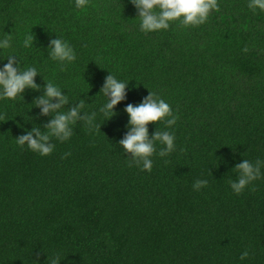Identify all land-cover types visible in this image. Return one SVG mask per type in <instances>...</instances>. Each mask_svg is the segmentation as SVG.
Masks as SVG:
<instances>
[{"label":"trees","instance_id":"1","mask_svg":"<svg viewBox=\"0 0 264 264\" xmlns=\"http://www.w3.org/2000/svg\"><path fill=\"white\" fill-rule=\"evenodd\" d=\"M216 3L202 25L145 33L131 0H89L85 9L74 0H0V38L12 42L0 67L15 54L21 68H38L37 84L64 89V111L82 99L84 111L97 112L96 127L78 121L41 156L16 138L52 118L35 107L43 89L0 99V264H264V175L240 194L230 186L244 159L264 162V10ZM29 35L34 46L25 48ZM57 35L76 61L48 56ZM109 72L129 82L113 117L99 112ZM150 92L178 119L148 125L150 136H176L166 156L156 145L149 172L118 141L126 106ZM197 179L207 186L196 191Z\"/></svg>","mask_w":264,"mask_h":264},{"label":"clouds","instance_id":"2","mask_svg":"<svg viewBox=\"0 0 264 264\" xmlns=\"http://www.w3.org/2000/svg\"><path fill=\"white\" fill-rule=\"evenodd\" d=\"M74 2L77 9H85L89 0H74ZM131 3L137 10L140 30L145 33L168 30L176 21L186 27L202 25L207 22L210 12L217 7L216 0H131ZM248 6L252 10H264V0H249ZM10 37L11 34L6 33L0 38V50L12 47ZM33 46L34 38L29 35L24 40V47ZM48 56L61 63H72L77 59L75 49L59 35L50 39ZM17 57L19 58L15 54H9L6 57L7 63L0 67V99L15 100L18 97L23 98L26 89L35 91L43 89V95L34 100L35 107L41 108L42 115L52 116L43 128L33 125L31 130H25V134L16 138L19 146L27 145L33 152L47 156L55 149L53 139L61 142L69 140L73 134V125L78 121H83L89 129L97 126V112L84 111L86 105L84 100L80 99L78 104L64 111V105L69 103V96L64 94V89L45 78L44 85L37 84L35 78L41 75L38 68L35 66L21 68ZM128 83L112 73L106 77L100 90L106 97V102L99 109L105 117L116 115L115 106L126 98ZM125 112L129 118L127 132L118 144L124 153L131 154L130 158L137 166L150 172L153 168L152 157L156 153V145L164 146L159 151V155L166 156L175 150L176 136L174 132L167 130H156L150 136L148 125L160 121L171 128L176 124L178 117L173 114L171 105L156 92H150L138 105L128 104ZM262 163L264 162L252 163L244 159L242 163L236 165L234 169L237 170L238 177L230 181L234 193H242L248 185L264 175L261 171ZM207 184V179H197L193 188L199 191ZM248 255V251H244L241 259Z\"/></svg>","mask_w":264,"mask_h":264}]
</instances>
